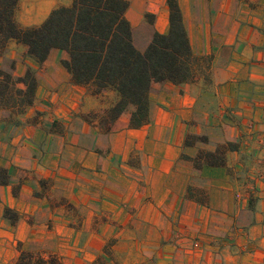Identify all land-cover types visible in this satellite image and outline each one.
Listing matches in <instances>:
<instances>
[{
  "label": "crops",
  "instance_id": "crops-1",
  "mask_svg": "<svg viewBox=\"0 0 264 264\" xmlns=\"http://www.w3.org/2000/svg\"><path fill=\"white\" fill-rule=\"evenodd\" d=\"M134 45L167 33L166 0H128ZM72 0H19L15 19L38 25ZM192 54L208 57L192 81H153L149 121L122 114L108 133L82 115L109 107L62 66L15 56L14 74L35 71L20 123L1 121L0 264L20 248L61 264H264V0H178ZM11 46L26 49L14 40ZM6 57V56H5ZM0 62V67L2 66ZM19 87H24L19 84ZM188 134L205 142L185 145ZM233 142L223 166L189 157ZM6 211L9 214H6Z\"/></svg>",
  "mask_w": 264,
  "mask_h": 264
},
{
  "label": "trees",
  "instance_id": "trees-1",
  "mask_svg": "<svg viewBox=\"0 0 264 264\" xmlns=\"http://www.w3.org/2000/svg\"><path fill=\"white\" fill-rule=\"evenodd\" d=\"M18 2L0 0V58H5L10 40L23 45L27 56L38 64L44 62L51 49L65 50L68 58L61 60V64L74 83L88 86L94 95L106 89L117 93V99L109 107L82 115L86 122L104 133L126 112L131 128L146 124L152 82L192 81L196 69L209 61L208 57L192 54L178 0H166L168 32H154L143 50L132 39V26L125 15L128 0H72L70 5L53 8L40 24L30 26L16 21ZM3 62L0 67V109L5 111L2 121L16 125L20 123L19 115L34 101L35 71L27 67L22 76H16L15 60L5 58ZM196 141L205 142L206 137L188 134L185 145ZM234 149L235 143L225 142L212 151L199 150L188 159L197 169L203 165L223 166L227 151ZM6 183L7 170L0 167V185ZM96 261L92 264H108L101 259ZM13 264H61V260L56 254L44 257L20 248Z\"/></svg>",
  "mask_w": 264,
  "mask_h": 264
},
{
  "label": "rangeland",
  "instance_id": "rangeland-1",
  "mask_svg": "<svg viewBox=\"0 0 264 264\" xmlns=\"http://www.w3.org/2000/svg\"><path fill=\"white\" fill-rule=\"evenodd\" d=\"M5 56H6L5 58H8V59L9 58H12V59L15 60V58H17L19 61H23L26 58L27 54L25 52L21 51L20 47H18V46H11V47L7 48V51H6V55ZM11 56H15V58L14 57H11ZM4 59L3 58H0V62L2 61V64H4V62H3ZM27 109H28V107L26 108V110ZM14 112H15V109H14ZM1 119H2V117H1ZM99 262H101V261L99 260ZM102 262L108 263L107 260H102Z\"/></svg>",
  "mask_w": 264,
  "mask_h": 264
}]
</instances>
